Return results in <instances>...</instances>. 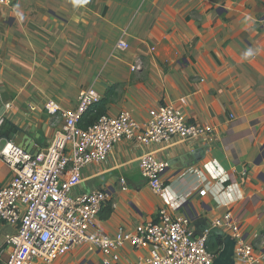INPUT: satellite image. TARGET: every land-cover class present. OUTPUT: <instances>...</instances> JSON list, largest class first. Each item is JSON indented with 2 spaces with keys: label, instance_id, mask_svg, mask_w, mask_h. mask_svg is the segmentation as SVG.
<instances>
[{
  "label": "crops",
  "instance_id": "obj_1",
  "mask_svg": "<svg viewBox=\"0 0 264 264\" xmlns=\"http://www.w3.org/2000/svg\"><path fill=\"white\" fill-rule=\"evenodd\" d=\"M121 39L125 50L118 48ZM87 87L101 93L106 114L125 111L145 123L169 104L188 121L212 128L196 139L174 136L151 145L124 137L102 163L86 166L75 193L109 194L97 227L114 237L120 229L158 220L166 209L172 217L188 214L201 233L231 211L264 264V0L0 5V126L8 121L18 128L0 134V150L11 140L34 153L45 151L64 124L46 102L74 108ZM144 152L169 164L162 176L165 195L142 174ZM13 176L0 156V186ZM15 231L0 226V247ZM150 251L126 243L111 264H148ZM106 258L100 249L78 244L49 264H105Z\"/></svg>",
  "mask_w": 264,
  "mask_h": 264
},
{
  "label": "built area",
  "instance_id": "obj_2",
  "mask_svg": "<svg viewBox=\"0 0 264 264\" xmlns=\"http://www.w3.org/2000/svg\"><path fill=\"white\" fill-rule=\"evenodd\" d=\"M14 1L0 0V5ZM118 48L127 49V41L119 40ZM138 66L134 64L133 69ZM101 98L95 88L87 87L80 91L74 108L48 100L46 110L64 119L50 146L34 153L7 140L0 150V156L14 171L11 182L0 186V226L16 227L15 232L5 235L0 264H49L78 244L100 249L107 255L104 263L111 264L119 261L118 250L126 243L149 247L148 264H213L223 248L219 252L209 249L213 228L227 230L235 239L234 264H258L254 245L243 239L240 222L231 211L216 217L201 233L195 231L188 214L172 217L166 209L160 211L158 220L139 224L134 231L120 229L114 237L97 227L96 217L109 194L104 190L75 193L86 166L102 163L124 137L151 145L174 136L190 140L212 132L210 126L188 121L181 110L169 104L162 105L145 123L124 111L116 116L104 113L83 127L80 123L84 114ZM168 167V162L153 152L140 156L142 174L159 195L167 191L162 176ZM200 194H206V190L201 189Z\"/></svg>",
  "mask_w": 264,
  "mask_h": 264
},
{
  "label": "trees",
  "instance_id": "obj_3",
  "mask_svg": "<svg viewBox=\"0 0 264 264\" xmlns=\"http://www.w3.org/2000/svg\"><path fill=\"white\" fill-rule=\"evenodd\" d=\"M104 108L105 106L103 101L96 103L86 114H84L80 124L83 127H87L88 125L93 123L97 118H99L100 115L104 114ZM6 130L16 133L18 131V128L16 125L8 121H5L0 126V134L4 136ZM222 245H223L222 237L213 233L209 238V242H208L209 249L214 252H219L221 250Z\"/></svg>",
  "mask_w": 264,
  "mask_h": 264
},
{
  "label": "water",
  "instance_id": "obj_4",
  "mask_svg": "<svg viewBox=\"0 0 264 264\" xmlns=\"http://www.w3.org/2000/svg\"><path fill=\"white\" fill-rule=\"evenodd\" d=\"M4 111L0 110V117ZM31 151H33L31 149ZM191 203L190 201L184 202L183 205L189 206ZM213 232L218 236H221L223 239V248L220 251L219 255L215 258L213 264H234L235 263V246L236 241L235 239L229 234L228 232L224 231L221 228H213Z\"/></svg>",
  "mask_w": 264,
  "mask_h": 264
},
{
  "label": "clouds",
  "instance_id": "obj_5",
  "mask_svg": "<svg viewBox=\"0 0 264 264\" xmlns=\"http://www.w3.org/2000/svg\"><path fill=\"white\" fill-rule=\"evenodd\" d=\"M251 53L249 52V53H246V55H250Z\"/></svg>",
  "mask_w": 264,
  "mask_h": 264
}]
</instances>
